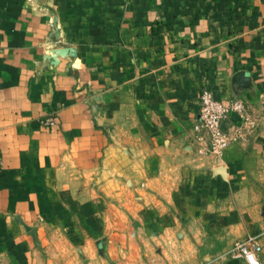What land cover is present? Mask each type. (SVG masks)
Returning <instances> with one entry per match:
<instances>
[{"label":"crops","instance_id":"0c3cea01","mask_svg":"<svg viewBox=\"0 0 264 264\" xmlns=\"http://www.w3.org/2000/svg\"><path fill=\"white\" fill-rule=\"evenodd\" d=\"M204 88L259 127L221 156L194 139ZM0 153V264L61 255L114 197L164 239L222 221L264 158V0H0Z\"/></svg>","mask_w":264,"mask_h":264},{"label":"rangeland","instance_id":"374dc122","mask_svg":"<svg viewBox=\"0 0 264 264\" xmlns=\"http://www.w3.org/2000/svg\"><path fill=\"white\" fill-rule=\"evenodd\" d=\"M252 122L250 127L237 132L234 139L238 137L237 139L246 140L251 136L250 133L259 128L258 125L255 126L253 120ZM194 139L199 143L200 148L204 149V153L213 154L206 151L205 138L204 141H198L195 133ZM251 165L254 166L253 173L245 176L241 182L244 185H241L239 190L227 192L223 206L208 208L210 218L211 215L217 214L224 217L222 221L216 219L214 222L192 221L186 223V227H177L173 232L176 234L172 238L165 239L159 235L158 227L161 224H157V229L156 227L154 229L158 231L157 236L161 239H153L152 224L137 221L136 208H130L134 214L129 213L127 222H119L122 208L119 205L120 199L114 197L112 200L117 206L106 208L107 211L109 210L106 211L108 216L106 223L104 221L97 223L95 228L93 225L91 228L88 226L83 228L82 224L80 227L71 225L73 227L65 234L79 233L80 239L64 240L61 255L47 256L38 253L32 256V262L33 264H247L244 259L235 257L233 249L236 243L256 237L261 247L258 257L264 264V158L256 159ZM180 230L186 232L187 239H180L177 236ZM90 233L92 235L90 238L85 237ZM54 241L57 243V238H54ZM80 245L82 250H77ZM34 250L37 252L38 249Z\"/></svg>","mask_w":264,"mask_h":264},{"label":"built area","instance_id":"2783aa9c","mask_svg":"<svg viewBox=\"0 0 264 264\" xmlns=\"http://www.w3.org/2000/svg\"><path fill=\"white\" fill-rule=\"evenodd\" d=\"M45 126H56L55 115L42 121ZM252 125L246 103L240 98H231L227 103L217 100L213 93L204 88L200 93L199 112L193 124L198 141H207L206 151L221 155L234 139L230 131L241 132ZM0 153V163H1ZM235 257L242 258L247 264H262L258 254L261 247L256 237L238 242L233 249Z\"/></svg>","mask_w":264,"mask_h":264}]
</instances>
